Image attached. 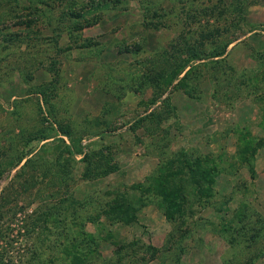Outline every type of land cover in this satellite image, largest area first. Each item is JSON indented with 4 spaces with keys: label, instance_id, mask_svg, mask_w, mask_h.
<instances>
[{
    "label": "rangeland",
    "instance_id": "obj_1",
    "mask_svg": "<svg viewBox=\"0 0 264 264\" xmlns=\"http://www.w3.org/2000/svg\"><path fill=\"white\" fill-rule=\"evenodd\" d=\"M0 264H264V0H0Z\"/></svg>",
    "mask_w": 264,
    "mask_h": 264
},
{
    "label": "trees",
    "instance_id": "obj_2",
    "mask_svg": "<svg viewBox=\"0 0 264 264\" xmlns=\"http://www.w3.org/2000/svg\"><path fill=\"white\" fill-rule=\"evenodd\" d=\"M59 130H61V132H63V133H66L67 132L66 130H64V128L62 126L59 127ZM67 151H69V148H67Z\"/></svg>",
    "mask_w": 264,
    "mask_h": 264
}]
</instances>
